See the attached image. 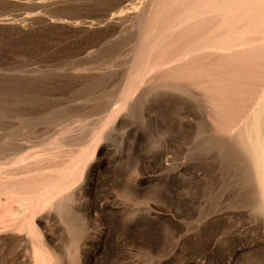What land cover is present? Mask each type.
I'll return each mask as SVG.
<instances>
[{
	"label": "rangeland",
	"instance_id": "1",
	"mask_svg": "<svg viewBox=\"0 0 264 264\" xmlns=\"http://www.w3.org/2000/svg\"><path fill=\"white\" fill-rule=\"evenodd\" d=\"M214 1L0 0V264H264V0Z\"/></svg>",
	"mask_w": 264,
	"mask_h": 264
},
{
	"label": "bare ground",
	"instance_id": "2",
	"mask_svg": "<svg viewBox=\"0 0 264 264\" xmlns=\"http://www.w3.org/2000/svg\"><path fill=\"white\" fill-rule=\"evenodd\" d=\"M259 3V2H258ZM214 4V5H213ZM212 4V6H219V7H221V8H224L225 10H227V11H229V12H231L230 14H235V12H237V11H241L243 14H244V18H246V16H250L251 14H253L254 13V10H253V4H255V1H251V0H215L214 1V3ZM262 6V5H261ZM258 7V6H257ZM253 12V13H252ZM228 14V13H227ZM229 17V16H228ZM250 18V17H249ZM252 18V17H251ZM244 20V19H243ZM249 20V19H248ZM248 23V25L250 26V24H249V22H247ZM241 35H243V34H241ZM245 35V34H244ZM261 102H260V105H261V107H263L264 108V106H262V104L264 103V97L262 98V100H260ZM264 105V104H263ZM258 107V106H257ZM258 108V109H260L259 111H261L262 110V108ZM257 109V108H256ZM254 112H255V110H254ZM260 114H261V112H259ZM254 114V113H253ZM252 116V115H251ZM263 116V118H264V114L263 115H261V116H259V118L261 119V117ZM254 117H256V116H254ZM251 118V117H250ZM252 119V118H251ZM260 119H258L257 118V120H258V122H260ZM250 120V119H249ZM263 121V120H262ZM261 121V122H262ZM255 122H257L256 120H255ZM253 123V122H252ZM257 124V123H256ZM255 124V125H256ZM259 124V123H258ZM263 125L262 126H264V121H263V123H262ZM254 125V126H255ZM260 125H261V123H260ZM259 125V126H260ZM258 126V127H259ZM252 127H253V125H252ZM250 129H251V127H250ZM255 129V128H254ZM256 129H257V127H256ZM260 129V128H259ZM253 130V128L251 129V131ZM262 129H260V131H261ZM250 131V130H249ZM254 131V130H253ZM259 131V130H258ZM250 134H251V132H249ZM249 133H248V135H249ZM256 133V132H255ZM261 132H259V134H260ZM247 135V136H248ZM256 135V134H255ZM260 135H263V134H260ZM259 135V136H260ZM252 136H253V134H252ZM257 136V135H256ZM256 136H254V137H256ZM259 136H257V138L256 139H253L254 140V143H253V147L252 146H250V147H252V148H249V149H252V154H253V156H254V160H253V162H254V164H255V169L257 170V174H258V176H259V178L258 179H260L261 181H259V182H261V184H262V189H263V198H262V200H263V205H264V138H263V140L262 139H260V137ZM264 136V135H263ZM249 137H250V135H249ZM259 137V138H258ZM253 140L251 141V142H253ZM247 142H249L248 140H247ZM250 145V144H249ZM247 146H248V144H247ZM249 152H250V150H249Z\"/></svg>",
	"mask_w": 264,
	"mask_h": 264
}]
</instances>
